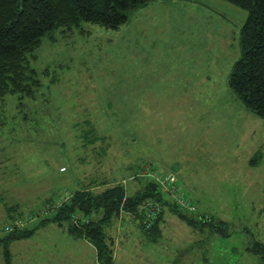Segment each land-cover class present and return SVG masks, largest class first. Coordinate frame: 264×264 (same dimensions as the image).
I'll return each instance as SVG.
<instances>
[{
  "label": "rangeland",
  "instance_id": "1",
  "mask_svg": "<svg viewBox=\"0 0 264 264\" xmlns=\"http://www.w3.org/2000/svg\"><path fill=\"white\" fill-rule=\"evenodd\" d=\"M247 15L224 0H155L118 29L81 22L47 34L32 59L36 98L0 100V236L88 186L122 182L134 194L136 171L153 164L197 204L186 215L214 224L192 227L166 206L153 243L123 213L105 229L113 264H264L248 249L264 243V120L229 86ZM10 250L13 264H100L56 223Z\"/></svg>",
  "mask_w": 264,
  "mask_h": 264
},
{
  "label": "trees",
  "instance_id": "2",
  "mask_svg": "<svg viewBox=\"0 0 264 264\" xmlns=\"http://www.w3.org/2000/svg\"><path fill=\"white\" fill-rule=\"evenodd\" d=\"M153 1L0 0V100L8 95H17L20 99L36 98L43 82L32 65V59H36L35 52L47 34L58 29H63L64 33L73 32L81 22L118 29L129 21L136 10ZM224 1L248 13L240 31V57L229 75V86L247 108L264 120V0ZM82 33L87 32L82 30ZM46 73L49 74V71L46 70ZM56 81L54 77L52 82ZM251 164H257V160H251ZM148 168L153 174H170L153 164H148ZM140 170L136 171L134 178L143 182V188L134 194H127L122 182L109 185L99 192L94 190L93 185L88 186L58 204H47L46 207L54 206V209L34 226L15 227L7 231L5 236H0L5 264H13L10 250L12 241L30 237L37 228L49 223L66 226L72 236L90 242L96 248L100 264L114 263L115 242L105 229L123 213L133 215L153 243L163 235L161 226L166 206L192 227L214 224L206 217L198 223L197 219L186 215V211H196L197 204L186 195L178 179L168 188H174L182 196L183 203L174 199L169 190L165 191L160 181L140 174ZM11 217L15 218L13 215ZM220 226L222 229L227 227L226 223ZM226 230L225 235L228 234ZM248 249L261 254L264 259V243L254 241Z\"/></svg>",
  "mask_w": 264,
  "mask_h": 264
},
{
  "label": "built area",
  "instance_id": "3",
  "mask_svg": "<svg viewBox=\"0 0 264 264\" xmlns=\"http://www.w3.org/2000/svg\"><path fill=\"white\" fill-rule=\"evenodd\" d=\"M142 175H145V176H150V177H152V178H154V179H157L158 181H160L161 183H162V187H163V189L165 190V191H167L168 192V190H169V188H168V186H169V184H172V183H175L176 182V178H175V176L174 175H172V174H165V175H160V174H153L151 171H150V168H148V166L144 169V173H142ZM170 192V195L174 198V199H176L177 201H179L180 203H183V202H185L183 199H182V196L181 195H179L178 193H176L175 192V190H174V188H171L170 190H169ZM173 194V195H172ZM195 208V207H194ZM194 208H192V209H194ZM45 211H47V210H45ZM49 212H50V210H49ZM48 211H47V213H49ZM43 215V214H42ZM26 222H27V220H17V221H15L14 223H13V225H9L7 228H6V230L7 231H11L12 229H14L15 227L17 228H19V227H23V226H25L26 225Z\"/></svg>",
  "mask_w": 264,
  "mask_h": 264
},
{
  "label": "crops",
  "instance_id": "4",
  "mask_svg": "<svg viewBox=\"0 0 264 264\" xmlns=\"http://www.w3.org/2000/svg\"><path fill=\"white\" fill-rule=\"evenodd\" d=\"M47 225V224H46ZM69 233V232H68ZM70 234V233H69ZM71 235V234H70ZM72 236V235H71ZM74 237V236H73ZM75 238V237H74ZM75 239H77V238H75ZM12 253V252H11Z\"/></svg>",
  "mask_w": 264,
  "mask_h": 264
}]
</instances>
